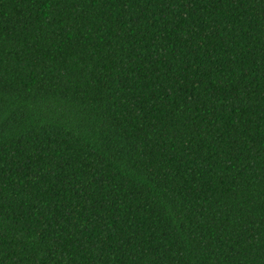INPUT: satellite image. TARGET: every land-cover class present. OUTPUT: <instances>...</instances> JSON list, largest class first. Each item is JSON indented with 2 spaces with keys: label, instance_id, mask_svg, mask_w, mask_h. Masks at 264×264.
Instances as JSON below:
<instances>
[{
  "label": "trees",
  "instance_id": "1",
  "mask_svg": "<svg viewBox=\"0 0 264 264\" xmlns=\"http://www.w3.org/2000/svg\"><path fill=\"white\" fill-rule=\"evenodd\" d=\"M0 264H264V0H0Z\"/></svg>",
  "mask_w": 264,
  "mask_h": 264
}]
</instances>
